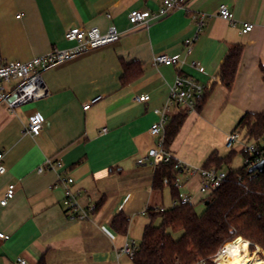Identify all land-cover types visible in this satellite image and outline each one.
I'll use <instances>...</instances> for the list:
<instances>
[{"label": "crops", "instance_id": "obj_1", "mask_svg": "<svg viewBox=\"0 0 264 264\" xmlns=\"http://www.w3.org/2000/svg\"><path fill=\"white\" fill-rule=\"evenodd\" d=\"M222 4L233 13L235 25L219 16ZM158 9L155 0H0L4 61L71 48L76 43L66 40L65 33L73 27H98L106 33L113 25L120 33L115 42L45 70L47 97L14 109L0 102L5 168L0 173V233L8 236L0 238V264H18V257L27 264H132L122 248L139 245L150 222L147 210L169 209L174 201L169 186L154 189L155 168L140 160L156 144L149 129L159 120L155 110L166 104L177 75L206 87L204 100L188 111L167 148L185 165L203 167L215 151L226 156V138L241 118L264 112V0H189L186 9L148 24L129 23L133 10ZM199 14L206 16L205 25L187 53L184 42L196 34ZM244 22L254 25L252 31L242 32ZM235 49L242 55L228 89L222 65ZM161 53L181 55L185 64L155 66L154 57ZM193 61L204 71L192 67ZM124 62L143 68L125 85ZM139 95L149 100L137 102ZM35 113L44 123L40 134L32 136L26 127ZM237 152L242 154L241 148ZM47 160L52 166L38 173ZM183 176L181 189L196 194L199 178ZM68 177L74 179L69 188L78 205L96 206L87 220L66 216L61 180ZM11 184L14 196L2 205ZM119 213L130 220L125 234L112 226Z\"/></svg>", "mask_w": 264, "mask_h": 264}, {"label": "built area", "instance_id": "obj_2", "mask_svg": "<svg viewBox=\"0 0 264 264\" xmlns=\"http://www.w3.org/2000/svg\"><path fill=\"white\" fill-rule=\"evenodd\" d=\"M155 2L159 3V9L157 12L153 13L148 10H133L129 14V23L134 26L148 24L151 19L169 15L178 9H186L189 0H155ZM219 16L232 25L236 24L233 13L225 4H222L219 7ZM195 18L197 32L193 37L184 42L187 53L191 51L192 45L197 40L205 25L206 16L204 14H199ZM253 28L254 25L252 23L244 22L242 23L241 30L243 33H248L252 31ZM65 38L68 41H74L76 45L68 49L53 50L47 54L33 57L27 61H4L0 46V102L5 103L10 109H14L18 106L47 97L50 94V91L43 78V72L45 70L63 63L77 54L115 42L120 39V33L117 32L113 25L110 26L106 33H102L98 27H73L65 33ZM153 64L155 66L166 65L181 68L185 62L181 55L172 56L167 53H161L154 57ZM191 66L200 71H204V67L196 61L191 62ZM205 94L206 87L196 79L184 74L177 75L174 83L170 86L169 97L166 104L162 109L155 110V113L159 116V120L149 129L150 135L156 139V144L149 150L146 156L141 158V162H151L153 167L156 168L160 161H169L171 159V155L166 149V126L169 122L171 112L179 107L187 108L188 111L196 110L204 100ZM12 96L16 97L15 100L9 101ZM99 99L100 98L98 97L91 103H86L84 109H89L91 104ZM135 100L137 102H146L149 100V96L139 95L135 97ZM43 123L44 117L40 113H35L29 119L26 132L32 136L39 135ZM104 130L106 131V129ZM260 142L264 145V137ZM237 145L240 146L241 153L244 157L246 156L245 163H247L249 167H252L264 159V152L260 153L258 142L247 139L240 129H236L228 134L225 141L227 149L232 150ZM2 158L3 154H0V173L5 172V168L1 164ZM51 166L52 161L47 160L42 166L38 167L37 172L44 173ZM176 169L177 177L175 185L180 191L178 198L174 199L172 207L178 205L195 206L198 203L203 202L222 185L228 176V173L225 170L218 169L216 166L210 168H192L180 161H178ZM180 175H187L188 178H199L200 183L196 194L187 193L181 189L183 183H181L179 178ZM61 182L66 185L65 197L63 199L66 216L70 219L79 221L89 219V213L93 212L96 209V206L81 208L76 201L74 193L69 188V185L74 183V179L68 177L62 179ZM14 193L15 185L11 184L7 190L6 197L1 201V204L5 205L9 199L13 198ZM197 195L200 196L199 199L197 198ZM157 210L164 212L167 209L165 207H160ZM0 238H8V236L0 233ZM234 241L226 243L218 253L212 257V262L216 264L217 262H220L224 256L228 255L230 253L229 245ZM138 249L139 245L133 242L131 244H126L122 248V252L129 257L131 262H133ZM17 261L18 264H27V262L21 257H18ZM196 264H206V261L202 260Z\"/></svg>", "mask_w": 264, "mask_h": 264}, {"label": "trees", "instance_id": "obj_3", "mask_svg": "<svg viewBox=\"0 0 264 264\" xmlns=\"http://www.w3.org/2000/svg\"><path fill=\"white\" fill-rule=\"evenodd\" d=\"M241 55L242 50L235 49L222 65V81L228 89L234 83ZM123 69L124 85L143 71L138 63L124 62ZM187 114V108L179 107L170 115L166 126V149L181 129ZM238 129L247 139L258 142L260 153L264 152V145L260 142L264 137V112L246 113L239 121ZM236 153L235 149L226 156L212 152L203 167L216 166L224 170V165H230ZM177 163L173 156L169 161H160L153 178L154 189L162 190L169 186L173 199L178 198L180 191L175 185ZM249 168L245 163L237 171L229 170L222 185L203 201H209V204H205L201 212L196 210V205H178L164 212L149 208L150 222L144 229L132 264H196L202 260L206 264H215L212 257L237 237L249 241L251 248L259 246L264 251V171L250 173ZM129 223L124 213H119L112 220L113 228L122 234L127 233ZM178 233L180 235L176 236Z\"/></svg>", "mask_w": 264, "mask_h": 264}, {"label": "bare ground", "instance_id": "obj_4", "mask_svg": "<svg viewBox=\"0 0 264 264\" xmlns=\"http://www.w3.org/2000/svg\"><path fill=\"white\" fill-rule=\"evenodd\" d=\"M249 241L237 238L229 245L230 253L224 256L220 264H264V258L258 257L260 248L257 251L249 252Z\"/></svg>", "mask_w": 264, "mask_h": 264}, {"label": "rangeland", "instance_id": "obj_5", "mask_svg": "<svg viewBox=\"0 0 264 264\" xmlns=\"http://www.w3.org/2000/svg\"><path fill=\"white\" fill-rule=\"evenodd\" d=\"M239 148H240V146L237 145V151H239ZM228 152H230V150H229ZM244 164H245L244 157L242 156V154H239V153L237 152L236 154H234V156H233V158H232V161H231V164H230V165H224L223 169H224L227 173L229 172V170L237 171V170L241 169V168L244 166ZM190 167H192V168H199V167H195V166H190ZM179 178H180V180H181V183H183V178H184V176H183V175H180ZM204 208H205V203H204V202L199 203V204L196 205V210H197L198 212L203 211ZM156 223H158V221H157ZM179 235H180V234L178 233L176 236H179ZM237 238H238V237H237ZM237 238H236V239H237ZM249 243H250V242H249ZM250 246H251V243H250L249 248H248L250 253H253V252L257 251V249L260 248L261 250H260V252L258 253V257H260V258H264V251H263V249H262L261 247H259V246H255L254 248H251Z\"/></svg>", "mask_w": 264, "mask_h": 264}, {"label": "water", "instance_id": "obj_6", "mask_svg": "<svg viewBox=\"0 0 264 264\" xmlns=\"http://www.w3.org/2000/svg\"><path fill=\"white\" fill-rule=\"evenodd\" d=\"M15 98H16L15 96H12V97H10L9 101H13V100H15ZM263 171H264V159L262 161H260L259 163L255 164L249 168L250 173L263 172ZM205 204L208 205L209 201H207ZM238 238H242V237H238ZM216 264H220V263L217 262Z\"/></svg>", "mask_w": 264, "mask_h": 264}]
</instances>
